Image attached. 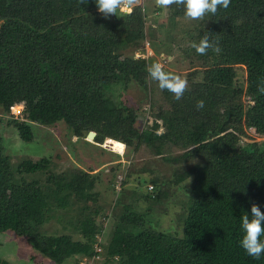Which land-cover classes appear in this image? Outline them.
Returning a JSON list of instances; mask_svg holds the SVG:
<instances>
[{
  "label": "trees",
  "instance_id": "obj_1",
  "mask_svg": "<svg viewBox=\"0 0 264 264\" xmlns=\"http://www.w3.org/2000/svg\"><path fill=\"white\" fill-rule=\"evenodd\" d=\"M131 6L105 17L94 0H0V232L25 237L58 263L80 264L99 243L96 264H264V255L252 259L238 243L239 217L252 203L264 211V141L243 144L253 124L264 136V94L258 90L264 87V0H230L227 8L205 15L197 43L208 35L221 51L198 55L202 77L194 76L196 69L181 77L186 87L179 100L161 90L166 104L142 130L113 93L122 80L147 81L148 62L155 59L134 54L146 52L137 43L145 38L147 20L142 5L133 0ZM189 62L192 68L195 61ZM200 100L204 106L197 109ZM16 105H23L17 117ZM59 122L78 139L95 131V142L119 153L147 145L175 163L174 182L183 188L190 179L183 236L158 229L150 211H136L121 198L119 217L96 205L90 217L78 219L79 238L40 232L54 208L82 199L95 203L96 188L106 179L94 166L45 174L48 157L25 156L15 165L4 152V127L30 143L36 127ZM175 149L180 152L173 154ZM159 189L149 192V201L165 193ZM100 218L114 223L110 235ZM0 264L12 263L0 258Z\"/></svg>",
  "mask_w": 264,
  "mask_h": 264
},
{
  "label": "rangeland",
  "instance_id": "obj_2",
  "mask_svg": "<svg viewBox=\"0 0 264 264\" xmlns=\"http://www.w3.org/2000/svg\"><path fill=\"white\" fill-rule=\"evenodd\" d=\"M135 1L142 5V11L147 20L145 38L139 40L137 43L139 47L146 49L145 53H149L148 57L155 56L153 62H159L165 71L184 77L188 71L196 69L194 76L200 79L204 67L197 60L200 54L191 45L194 41L197 42L196 36L205 23L206 17L198 20L186 19L183 7L175 3L161 6L158 0ZM181 45H184L185 49ZM184 50L189 52L185 54ZM135 53L138 57L142 51L138 50ZM192 59L195 64L190 68L189 61ZM150 64L152 63L149 60L148 66ZM239 73L241 80L246 77L245 68L240 69ZM146 79V83L142 79L122 80L113 91L117 101H123L130 108V113L136 115L135 125L139 130L151 126L153 116L162 105L166 104L158 82L152 80L149 74ZM42 85L49 86L50 80L48 83L43 81ZM21 109L22 106L18 105L17 113ZM2 130L5 141L4 152L11 156L15 165L25 156H33L37 159L48 157L52 160V164L51 168L49 164L45 174H49L51 170L69 172L74 165L85 170L94 166L96 171H100L106 178L99 182L96 188L98 195L95 203L82 199L74 200L67 208H54L46 223L40 228V232L71 233L74 238H79L80 234L74 230L78 219L90 217V211L96 205H103L106 212L112 215L117 214L119 217L123 209L120 205L117 206L116 202L118 198H121L125 204L133 205L136 211H150L153 225L158 229L180 236L183 234L184 209L189 198L186 193L189 188H185V184L189 183L190 179L183 184V188L176 184L173 175L176 169L175 163L167 162L164 156L155 154L147 145H142L137 151L125 147V153H127L121 155L105 142H95L96 135L91 137L88 133L85 138L78 139L64 122H59L49 129L36 127L34 129L36 138L30 143L23 141L19 136L17 139L15 129L11 126H6ZM246 132L248 134L243 137V144L264 141L263 134L256 130L254 124L247 128ZM103 149L105 151H102ZM174 151L173 154L180 152L177 149ZM99 158L108 162L102 165L99 163ZM120 176L122 177V193L119 196L117 188L120 189L118 183ZM30 177L36 178L38 175H30ZM156 178L163 180V183L155 184L152 180ZM150 185L155 188L151 190ZM156 187L160 188V192L165 193H161L158 199L151 202L148 199L149 192L154 191ZM104 223H108L106 230L110 235L111 229L115 228L114 223L110 220L109 222L105 220ZM104 223L102 218L98 220V224ZM0 258L12 264H75L71 262V259L61 263L48 259L28 245L25 237L13 231L0 232Z\"/></svg>",
  "mask_w": 264,
  "mask_h": 264
},
{
  "label": "clouds",
  "instance_id": "obj_3",
  "mask_svg": "<svg viewBox=\"0 0 264 264\" xmlns=\"http://www.w3.org/2000/svg\"><path fill=\"white\" fill-rule=\"evenodd\" d=\"M97 10L105 17L109 14L117 15L118 10L124 6V0H94ZM133 0H127V6L131 7ZM161 6H168L173 3L181 5L184 9V16L189 20L202 19L205 15H215L218 8H227L230 0H158ZM192 48L198 54H205L211 48L219 53L221 48L218 42L210 39L208 35L200 38L199 42H193ZM148 74L152 80L158 82L161 90H167L179 100L184 93L186 81L179 75L166 72L159 62H153L148 66ZM264 94V87L258 89ZM18 106V105H16ZM22 109H23V105ZM204 101H197V109L203 108ZM21 109V110H22ZM123 153H120L123 155ZM241 237L238 241L239 246L245 254L252 259L258 260L264 255V211L255 203L251 204L250 211L239 217Z\"/></svg>",
  "mask_w": 264,
  "mask_h": 264
},
{
  "label": "built area",
  "instance_id": "obj_4",
  "mask_svg": "<svg viewBox=\"0 0 264 264\" xmlns=\"http://www.w3.org/2000/svg\"><path fill=\"white\" fill-rule=\"evenodd\" d=\"M131 7H128L127 6V0H124V6H122L121 9L125 12H129L131 10ZM148 54L149 53H144V54L140 53V55L137 58H140L141 56L148 57L147 56ZM16 108H17V106H12V113L14 114L15 117L19 116L21 113V110H19V112L17 113L18 110H16ZM119 178L120 179L118 180V183H120L122 180L121 176ZM153 188H154L153 185H150V189L152 190ZM100 252H102V247L100 246L99 243H97L95 245V253L92 255V257L89 259L85 258V259L81 260L80 264H95V262L98 263L97 259L100 257V254H99Z\"/></svg>",
  "mask_w": 264,
  "mask_h": 264
},
{
  "label": "water",
  "instance_id": "obj_5",
  "mask_svg": "<svg viewBox=\"0 0 264 264\" xmlns=\"http://www.w3.org/2000/svg\"><path fill=\"white\" fill-rule=\"evenodd\" d=\"M95 135H96L95 132H93V131L89 132V136L94 137Z\"/></svg>",
  "mask_w": 264,
  "mask_h": 264
}]
</instances>
